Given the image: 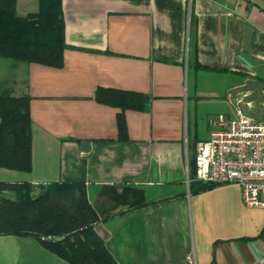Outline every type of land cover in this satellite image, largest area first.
I'll use <instances>...</instances> for the list:
<instances>
[{
  "label": "crops",
  "instance_id": "obj_1",
  "mask_svg": "<svg viewBox=\"0 0 264 264\" xmlns=\"http://www.w3.org/2000/svg\"><path fill=\"white\" fill-rule=\"evenodd\" d=\"M39 7L15 2L18 15ZM60 15V67L0 59V86L23 85L32 119L31 170L0 167V181L83 182L113 264L263 257L264 208L246 207L234 182L187 180L197 141L231 118L220 102L264 80V0H60ZM99 88L148 97L122 109L126 140ZM0 264L69 263L34 236L0 234Z\"/></svg>",
  "mask_w": 264,
  "mask_h": 264
},
{
  "label": "trees",
  "instance_id": "obj_2",
  "mask_svg": "<svg viewBox=\"0 0 264 264\" xmlns=\"http://www.w3.org/2000/svg\"><path fill=\"white\" fill-rule=\"evenodd\" d=\"M16 0H0V57L23 64L60 67L65 47L60 0H40L34 13L18 15ZM12 62L13 67L16 65ZM15 70V69H14ZM96 97L120 109L117 139L126 140L121 111L141 109L148 97L115 89L96 90ZM30 96L0 86V167L28 172L32 167ZM189 187L215 184L193 180L194 156L188 163ZM7 192H16L9 196ZM98 216L80 181H55L32 185L25 181H0V234L31 235L69 264H113L103 238L95 230ZM43 237V239H42Z\"/></svg>",
  "mask_w": 264,
  "mask_h": 264
},
{
  "label": "built area",
  "instance_id": "obj_3",
  "mask_svg": "<svg viewBox=\"0 0 264 264\" xmlns=\"http://www.w3.org/2000/svg\"><path fill=\"white\" fill-rule=\"evenodd\" d=\"M235 115L229 119L217 115L208 137L197 141L193 180L206 184L234 182L246 207L264 208V117L252 118L240 110ZM186 259L195 264L192 252ZM246 264H264V256Z\"/></svg>",
  "mask_w": 264,
  "mask_h": 264
},
{
  "label": "rangeland",
  "instance_id": "obj_4",
  "mask_svg": "<svg viewBox=\"0 0 264 264\" xmlns=\"http://www.w3.org/2000/svg\"><path fill=\"white\" fill-rule=\"evenodd\" d=\"M3 61H8L10 63L13 62L11 59H6L0 57ZM15 64L24 65L21 62L14 61ZM259 77L264 78V62L261 66V73L258 74ZM238 79V78H237ZM251 91L244 97H241L239 101H237L238 95H233L229 98L230 100H226V102H220L218 105L223 112L228 114L231 118H234L236 110H240L242 114L252 117V118H261L263 119V101H264V80L256 79L255 76L253 77V82L249 85ZM239 89V88H238ZM24 87L22 84L14 86L15 94H19L24 92Z\"/></svg>",
  "mask_w": 264,
  "mask_h": 264
},
{
  "label": "water",
  "instance_id": "obj_5",
  "mask_svg": "<svg viewBox=\"0 0 264 264\" xmlns=\"http://www.w3.org/2000/svg\"><path fill=\"white\" fill-rule=\"evenodd\" d=\"M86 145H88V141H82L81 146H86Z\"/></svg>",
  "mask_w": 264,
  "mask_h": 264
}]
</instances>
